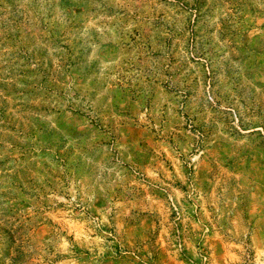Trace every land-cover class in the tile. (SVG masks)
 I'll return each instance as SVG.
<instances>
[{
    "label": "rangeland",
    "instance_id": "rangeland-1",
    "mask_svg": "<svg viewBox=\"0 0 264 264\" xmlns=\"http://www.w3.org/2000/svg\"><path fill=\"white\" fill-rule=\"evenodd\" d=\"M0 264H264V0H0Z\"/></svg>",
    "mask_w": 264,
    "mask_h": 264
}]
</instances>
